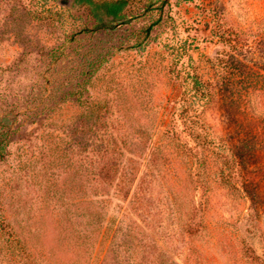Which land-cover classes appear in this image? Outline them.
<instances>
[{
    "label": "rangeland",
    "instance_id": "obj_1",
    "mask_svg": "<svg viewBox=\"0 0 264 264\" xmlns=\"http://www.w3.org/2000/svg\"><path fill=\"white\" fill-rule=\"evenodd\" d=\"M122 15L0 0V264H264V0Z\"/></svg>",
    "mask_w": 264,
    "mask_h": 264
},
{
    "label": "trees",
    "instance_id": "obj_2",
    "mask_svg": "<svg viewBox=\"0 0 264 264\" xmlns=\"http://www.w3.org/2000/svg\"><path fill=\"white\" fill-rule=\"evenodd\" d=\"M74 2L78 5H85L90 8L91 13L96 20V25L92 29V31H107L111 29L112 27L109 25V23L117 19H121L123 17L122 12L126 6V0H112V1H103V2H96L94 0H74ZM105 17H107L106 20ZM188 78H192L193 80V84L187 90L189 91V95H190L189 100H190V104L192 105L195 103V95H197L198 92L196 88L198 87L199 83L197 79H194L193 76H190V74H188L187 78L184 80V84L186 83V80ZM51 84L52 82L49 81L48 85L50 86ZM68 95L70 97L72 93H68ZM51 99L52 97L49 95L44 96L42 97L43 102L41 101V103L46 105L47 103H50ZM52 104H55V102L52 101ZM15 107L16 106L12 104L10 112L7 115H2L0 118V129H1L0 130V160H2L6 154L7 145L9 143V137L11 135H14L19 127L18 118L20 117V114L17 113ZM47 110H51V109H47ZM4 120L6 121V124H3ZM1 208L2 205L0 202V209ZM88 222L92 227L96 226L95 228L96 232L99 230L98 229L99 225H96L98 224L97 218L93 216V218H91V220Z\"/></svg>",
    "mask_w": 264,
    "mask_h": 264
}]
</instances>
